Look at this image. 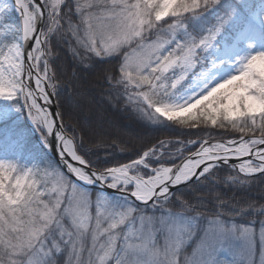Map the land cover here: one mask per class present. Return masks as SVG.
I'll return each instance as SVG.
<instances>
[{"label":"snow or ice","instance_id":"snow-or-ice-1","mask_svg":"<svg viewBox=\"0 0 264 264\" xmlns=\"http://www.w3.org/2000/svg\"><path fill=\"white\" fill-rule=\"evenodd\" d=\"M258 174L264 0H0V264H264Z\"/></svg>","mask_w":264,"mask_h":264},{"label":"trees","instance_id":"trees-1","mask_svg":"<svg viewBox=\"0 0 264 264\" xmlns=\"http://www.w3.org/2000/svg\"><path fill=\"white\" fill-rule=\"evenodd\" d=\"M66 63H68V61H66ZM103 91L104 89L99 86L93 87L91 91V100L94 108L102 111L105 115L103 127L100 130L106 133L109 138L119 137L121 140L130 142L136 147L146 141L156 143L157 140L176 141L178 139H186V137L178 136L167 130L146 126L131 114L112 109L108 105L106 98L102 95ZM230 136L231 134L224 138L227 139L230 138ZM187 138L195 139L196 137ZM261 175L264 174H259L254 178L256 182L251 185L250 189V196L256 200L261 199L260 192L261 189L264 188V181L260 180ZM229 195H231V193H229Z\"/></svg>","mask_w":264,"mask_h":264},{"label":"water","instance_id":"water-1","mask_svg":"<svg viewBox=\"0 0 264 264\" xmlns=\"http://www.w3.org/2000/svg\"><path fill=\"white\" fill-rule=\"evenodd\" d=\"M259 175V174H258Z\"/></svg>","mask_w":264,"mask_h":264}]
</instances>
